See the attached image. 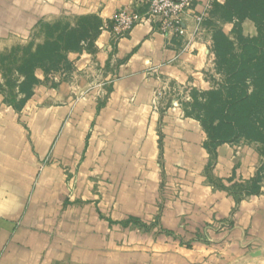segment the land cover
I'll return each instance as SVG.
<instances>
[{
  "label": "crops",
  "instance_id": "obj_1",
  "mask_svg": "<svg viewBox=\"0 0 264 264\" xmlns=\"http://www.w3.org/2000/svg\"><path fill=\"white\" fill-rule=\"evenodd\" d=\"M207 2L182 33L145 21L116 40V14H144L147 0H0V55L43 25L99 24L49 85L11 97L0 72V205H20L0 213V264H247L253 243L264 259V185L245 193L257 145L213 143L181 109L155 106L210 70L215 28L257 36Z\"/></svg>",
  "mask_w": 264,
  "mask_h": 264
},
{
  "label": "trees",
  "instance_id": "obj_2",
  "mask_svg": "<svg viewBox=\"0 0 264 264\" xmlns=\"http://www.w3.org/2000/svg\"><path fill=\"white\" fill-rule=\"evenodd\" d=\"M211 13L215 16L224 13L230 20L251 19L257 27V36L244 37L237 28L235 39H231L220 29H214L215 60L226 63L224 67L229 69L223 91L211 94L218 98L225 93L226 99L220 109L221 117L205 120L203 126L210 141L216 144L238 142L242 137L264 144V0H227L224 5L216 1ZM91 21L95 22L93 26H89ZM84 22L77 29L56 33L51 37V44L39 47L36 55L48 49L51 50V62H64L66 52L79 50L83 42L91 41L97 35V20L85 19ZM49 28L56 30L58 25ZM215 105L214 102L206 107L207 115L216 114ZM257 181L246 188L247 195L259 194Z\"/></svg>",
  "mask_w": 264,
  "mask_h": 264
},
{
  "label": "rangeland",
  "instance_id": "obj_3",
  "mask_svg": "<svg viewBox=\"0 0 264 264\" xmlns=\"http://www.w3.org/2000/svg\"><path fill=\"white\" fill-rule=\"evenodd\" d=\"M79 24H85L84 20L76 23L75 26H72L71 22L62 21L56 24L58 25V29L56 30L49 28L51 25H43L30 40L7 41L5 51L0 55V72L6 81L5 88L3 89L11 97H14V93L18 89L29 94L37 85H49L51 84V77L64 74V62L56 64L51 62V50L45 49L42 54H36L39 47H44L47 43L51 44V37L57 35L62 30L69 31L70 27L71 29H77ZM89 24V26H93L95 22L91 21ZM78 37L79 35L77 34L75 38L77 39ZM225 64H221L219 60H215L210 70L201 73L195 81L176 87L165 88L161 92L162 96L158 97L155 103L157 110L165 113L169 108H179L185 117L194 118L201 122L202 125H204L203 122L205 120L212 118L219 119L221 117L220 109L223 107L226 94L223 93L221 94L222 97L215 98V95L213 96L211 93L223 91L225 75L229 69L226 66L224 67ZM214 102L216 103V114L207 115L206 107ZM240 141L247 142L248 145H257L258 154L261 157V165L259 176L256 180H258V185L259 183L264 185V144L261 141H251L243 137ZM250 252H253V254L249 255L247 264H264V259H260L256 263L252 259L261 256L262 248L253 243L249 250Z\"/></svg>",
  "mask_w": 264,
  "mask_h": 264
},
{
  "label": "built area",
  "instance_id": "obj_4",
  "mask_svg": "<svg viewBox=\"0 0 264 264\" xmlns=\"http://www.w3.org/2000/svg\"><path fill=\"white\" fill-rule=\"evenodd\" d=\"M196 0H147L148 9L144 14L135 10H121L113 19V33L116 40L127 36L134 27L145 21L157 25L163 33L175 31L182 33L184 31V17L191 10ZM216 0H208L206 9L212 12ZM205 17H198L201 23ZM162 96L159 93L157 98Z\"/></svg>",
  "mask_w": 264,
  "mask_h": 264
},
{
  "label": "clouds",
  "instance_id": "obj_5",
  "mask_svg": "<svg viewBox=\"0 0 264 264\" xmlns=\"http://www.w3.org/2000/svg\"><path fill=\"white\" fill-rule=\"evenodd\" d=\"M19 203L18 201H10V202H6L2 205H0V213H9V212H12V211H15L19 208Z\"/></svg>",
  "mask_w": 264,
  "mask_h": 264
}]
</instances>
